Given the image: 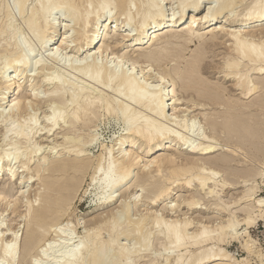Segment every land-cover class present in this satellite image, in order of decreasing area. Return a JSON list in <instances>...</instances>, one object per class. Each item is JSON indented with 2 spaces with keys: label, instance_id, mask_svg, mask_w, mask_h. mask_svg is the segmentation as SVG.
Returning <instances> with one entry per match:
<instances>
[{
  "label": "bare ground",
  "instance_id": "1",
  "mask_svg": "<svg viewBox=\"0 0 264 264\" xmlns=\"http://www.w3.org/2000/svg\"><path fill=\"white\" fill-rule=\"evenodd\" d=\"M29 1L30 0H18L20 7H18L19 12L26 20L31 33L44 43L42 44L44 45L43 48H45L46 51L50 50L48 56H51L55 60L62 61L59 55L63 52L59 54L58 51L65 50L67 53L73 41H75V43L78 41L77 43L79 44V48H77L76 52L80 53L82 50L81 52H84V54L86 53V55H81L83 58L81 61L78 60L80 61L79 64H73V62L72 64L69 63V66L71 65V71L75 75L70 76L75 78L76 74L74 72L78 74L81 73L82 76H78L77 74L80 81H77V77L75 78L77 82H74L75 80L71 81L68 78V74H71L68 73L69 71H66V73H68L66 75L68 79L65 78L66 76L61 77L64 74L63 71V73L60 74L61 76L58 77L59 79L55 78L53 74L51 75L54 79H52V77L48 78L49 76L45 77L46 75L43 76L45 78H43L44 80H42V83H48L49 86L51 85L50 93L46 94L48 95L47 99L49 101L60 100V104H62L61 106H63L64 110L69 108L67 109L69 110L68 114H64L65 111H63V109H56L54 107L55 109L53 110L52 108V117L51 114H49L50 116L45 114L51 119H48L49 122L46 123V130L43 133L41 132L43 129H36L35 126H32L33 124L25 127L26 125L24 123L25 126H18V124L17 126L11 125L6 128L4 135L5 139L9 135H15L14 137H19L22 141L24 140L23 142L26 143V146H24V150L21 151V146H16L15 143L14 148H11V151L4 154L2 157L11 164L14 159H20L21 155H24L27 161H23V166L25 169H30V162H32L31 160H34L33 158L35 157L33 154H37L39 148L43 150L41 146L39 147V144V148L35 149L37 148L35 142L34 145L36 147H33V149L30 148L32 145L31 141L35 138L34 136L39 135V132L40 136L41 134L51 136L54 134L52 131H55L57 126H67V132H65L66 139L63 137L66 141L62 149L65 150L69 156L59 157L58 159L55 158L56 160L50 161L48 164H45L48 161L46 159L47 157L42 159V162H38L39 165H37L38 167L35 169V174L30 176V178L36 176L38 177L37 180H41V186L44 187V191H42L43 188L41 187L42 190L40 191L42 192H39L37 194L38 198L35 199V202L38 201L37 204H35L33 200L31 201L32 197H27L30 200L27 201L29 204L26 209V216L28 218L25 241L26 252L36 248L55 228L54 231L59 234L58 237L63 238L61 232L57 230V227L60 226L64 218L71 214L73 200L89 168H95L91 179L92 182L99 180V183L102 185L101 202L99 200L102 204L113 201L115 197L117 198L119 195L121 196L123 193L120 194L118 191L127 184L128 180L133 178L135 170L139 169V171L136 172V183H145V185L148 183L151 184L152 187L154 186V189L152 187L150 188L153 190L151 193L154 194L152 197V201L154 202L168 196L174 187L183 186L189 191L195 189V187H201L203 190L209 189L206 193L211 194V196L216 197V200H218L217 204H215L217 206L214 207L220 210L223 209L228 213V218L224 220L221 218L222 220H219L216 224L214 221L210 223L200 222L197 231L193 233H189V226H191L193 221L189 219V217L186 218L187 216L181 217L173 213L177 207L179 208L181 203L175 202L174 204L168 205L166 207L168 211L164 209V211L160 213L158 211H151L146 214L143 213L145 215L134 223L138 229L136 232H140L141 234L145 233V236L148 234L151 235L153 230H156L160 237L158 240L162 239L165 251L166 249H171L170 251L172 254L169 256L166 255L168 261H165H170L168 264H251L249 257L257 251L254 246L255 240L250 236L249 229L255 226L260 219H264V196L261 195L257 197L258 187L254 184V186L251 184L250 187L248 169L245 163L247 162V151H251L250 147H253V151L257 152L258 155L262 153L263 150L261 148L262 146H257L258 142L255 146L254 141L256 140L252 143L251 138H253L254 135V137H258L259 139L262 135L261 130L264 125V120H261V118L264 119L262 117L263 112L260 113L261 116L258 115V111L264 109V0H252L250 3H248V0H238L247 6L242 12L235 13V17L231 14L226 15V13L230 11L228 8L233 9L234 3H236L237 0H219L221 1L219 4H222V6L217 9H215L217 5L214 8V4L212 3V5H208L206 11H203L204 13L201 14L202 16L195 13L201 8L205 0H177V2H179L178 6L180 5L182 7L181 16H177L175 8H172L173 10L166 14L163 9L164 7L162 8L163 0H37L36 4L30 10L31 14L27 16L26 12ZM2 6L4 9L7 8V15L5 16L7 17L9 15L8 13H10V11L8 12V4H4L3 2ZM186 6L192 8V14L186 13ZM64 9L70 11L69 14L71 16H69L76 22L75 24L78 25L75 29H78L76 32L77 38L75 36L76 34H73L75 39L69 34L71 22L65 19H63V22H58L57 20L58 17L56 14ZM111 10L115 12L117 10V14L124 15V23L127 25H133L134 23L135 29L132 30H136L137 32L133 34L131 30L127 29L121 33L124 26L121 28V25L118 23L113 25L115 16H113ZM234 12H236V10ZM24 19H22V21ZM227 22H229V24H234L235 27L230 26V28L228 27L229 29H227ZM216 24L219 25L215 27L216 30L218 28V31L214 36H220L222 39L226 36L230 41L227 44L228 47H226L227 51L224 50L226 51L225 56H223L224 54L221 55L223 56L222 65L217 67L221 71L216 69L219 72H224L226 78H232L233 85L230 89H227L228 87L222 89L219 85L207 83L204 80L205 78L202 79L199 76L207 69L209 66L208 62H210L206 61L205 52L199 51L200 49H197L199 51L198 53L194 51L196 54L192 56V58L186 57L190 59H186L185 56H179V53L174 59L177 60L178 58L179 60L182 59V61H179L176 66L170 65L171 68H166L164 70L157 69L159 71L156 72L155 69H152L155 63L160 65V63H164V60L167 62L170 52L172 53V50H174L173 47H170L171 45L168 46L172 49L171 51L168 47L163 46L157 49V47L155 48V41H161L170 37L174 38V36H176L174 39L180 41L177 35L181 32L186 33L190 37L197 36L196 38H200L202 34H205L204 31V33H199L201 28L210 27L212 25L216 26ZM6 26L3 23L0 24V36L6 34L8 30ZM58 26H64L65 30L61 32L62 30L60 29L58 33ZM258 30L260 33H257ZM19 31L22 30L20 29ZM111 31L115 32L114 36H117L111 41L115 43L113 45L111 42H108L113 37L109 36ZM205 35H207V33ZM185 37L184 39L187 40ZM7 38L6 40H9V37ZM10 38L13 40L14 36H10ZM180 39L182 38L180 37ZM166 40L169 41L168 39ZM194 40L195 39H193V41ZM153 41L155 45L152 48L154 44L152 43ZM187 42L189 43V41H186V43ZM218 42L213 41L208 46L213 47L219 44ZM173 43L175 44L174 41ZM186 43L183 42V44ZM10 44L11 43L7 44L8 47L3 48L2 51L6 58V66L4 65V69H0L1 100L8 103L10 111L20 113L26 111L27 108L31 107L30 105L33 107L35 103H40L42 101L43 97H41L39 92L40 89H38L39 86H37L40 84L37 80L36 83L31 82L29 85L32 90L29 95L16 94V92L18 89L22 88V84L29 75H41L45 69V64H41L42 60L37 58V50L34 49V45H32L33 48L30 49L29 52L25 53L21 49L18 41L15 40L12 44L14 46L12 47H9ZM40 44L41 43H39V45ZM176 44L179 45L178 42ZM177 45L174 47L177 48ZM225 45L226 44H224V46ZM180 46L179 48H181ZM162 48L164 50L168 48L169 50H166L168 53H165ZM133 54L136 55L134 56ZM91 56L95 58L98 56L104 58L105 56V60L108 59V61L106 62L104 60L106 63L103 64H100L101 62H96L98 60L92 62L89 61L91 60L89 59ZM69 58H71L70 55ZM110 61L111 63L114 62L113 66L109 65ZM140 62L147 63V65L144 66L140 64ZM182 62H184L183 67ZM216 65L218 66V64ZM31 66L35 69L32 68L29 70ZM32 70H34V72L31 73ZM27 71H30L31 74H27ZM85 75L86 77L88 76L89 79L84 78ZM253 75H255V77H253ZM178 82L183 84L185 93L191 94L190 90H192L197 94V96H195L198 101L193 102L192 106L187 105L181 107L179 105H184V103H177L179 100H177L178 98L175 99L176 92L174 87ZM67 85L73 88L72 90L71 87H69L73 92L71 97L69 96V100L65 98V94H67L65 88ZM236 91H240V99L242 100L237 99L235 101L232 100L233 98L231 99ZM68 92H70V90ZM251 97H253V99ZM205 106H211L216 110L218 109V116L214 114H212L214 117L206 115V123L211 130L209 129L210 131H207L208 129L205 128L207 126L204 127L201 125L202 129H197L199 130L196 135L198 136L196 139L197 141H194L193 137H191L193 139L191 140V138H188L189 136H186V131H190L191 129L192 132L195 133L197 130H195L196 126L193 129V125H191L193 123L190 124L191 126L189 125V119L186 117L187 115H185V112L191 111V109H193V111L197 109L205 110ZM3 114L4 113H2V115ZM35 114L37 115V113ZM102 116H116L121 118L126 133L123 134L124 136L121 137L119 141L120 147H118L119 150L117 155L113 152L114 145L111 147L105 144L102 145L104 152L99 155L95 165L96 161L94 162L93 159L90 158L91 156H88L87 152L89 142H93L97 139L95 135L92 134L91 129H93L92 127L96 124L97 119H100L99 117ZM35 118L36 117H34V119ZM47 118L48 117H46V122ZM195 118L197 119L196 116ZM31 119L34 120L33 118H30V120ZM246 126L250 127V129L251 127L257 126L258 129L252 130L253 132L250 130L251 133L247 131ZM78 127H83L88 130V133H79L81 130L77 132ZM218 133L220 135H218ZM247 134H249V136ZM137 138L142 140V145L149 146V149L153 150V148L166 147L172 148V151H168L159 158L158 156H154L146 159L141 165L139 161V158H141V155L138 153L139 151H133L127 148V144L132 141L134 142ZM220 138L224 139V142ZM261 139L262 138H260V140ZM262 140H264V138ZM137 142L139 141L137 140ZM61 144L62 143H60V145ZM42 146L44 147V145ZM22 152H24V154ZM236 159L239 160H237L239 165L237 166L238 168L235 167L236 169H234L233 163ZM14 166L9 165V179H15L16 177V167ZM2 172L4 175L3 166H0V173ZM258 174H261V177L264 178V169ZM157 182L159 183L156 184ZM145 185L142 184L140 186L143 189ZM238 186L247 188L242 191L243 194H240V197L235 196L231 201H225L222 197V193L220 194V190L235 189ZM125 190H127V188ZM189 191L188 195H185L181 202H186L189 207L196 206L200 201L196 198L195 193H192L193 191H191L190 194ZM22 193L25 194L26 190L22 191ZM123 201L124 203L122 200L120 201L121 203L118 207H122V210L124 209L123 205L126 200ZM241 204L245 205L241 208V213H243L244 216L239 219L240 215L238 216L237 210L235 211L233 208ZM237 209L240 208L237 207ZM13 210L15 211V209ZM117 212H119V210ZM117 212L115 209L109 212L110 214H107L106 217L92 219L91 225L93 224L92 230L94 234H86L89 241L82 238L81 241L71 249L69 248L70 246L67 245L69 246L67 247L69 248V254L67 256L65 255L62 259L59 258L61 262H58V264H99L100 251H102L105 246L114 247L116 244V236H118L116 234L120 226L119 220L123 217L117 214ZM238 212H240V210ZM126 219L128 220V218ZM131 223L132 221L130 222V220H128V224L126 225L131 226ZM68 225L69 223L66 224V226ZM243 226L245 227L242 229ZM241 229L243 232H241ZM66 230L67 229H64L62 232ZM104 230L109 233L108 239H104ZM140 233L137 235L139 236V240L141 236ZM244 233L247 234V238L244 236L245 239L241 240ZM129 235L130 231L129 234L127 233V238ZM70 238L65 239L68 241ZM65 239L63 241H65ZM146 240L149 241L148 239ZM232 240H238L242 243L243 247L248 252L246 257L239 260L235 257L234 253L225 247V244ZM18 243V237L13 236L11 243L0 246L1 255L6 257L11 263L15 261L16 252L19 247ZM49 243H52V241ZM54 243L59 245L61 243L60 239L57 241L55 240ZM144 243L146 244V242ZM52 244H50V247L48 244L49 250L54 247ZM66 244L67 242H64V245ZM117 244L120 246L116 247L117 250L114 249L116 250L114 253L116 252V258L120 261L126 260L125 264H136L144 257L148 258L144 260V262L148 261L147 264H162L156 259L157 257L149 259L151 256L147 253H141L137 247L138 253L135 255V252H133L134 249H132L133 247L130 248V245H121L118 242ZM168 244H170V246L172 245V248L167 246ZM142 245L145 247L144 244ZM149 245H151V242ZM146 246H148V242ZM194 246L197 247L195 251L191 250V247ZM48 248L46 247V251ZM145 249L148 250L146 247ZM145 249H143V251ZM258 256L262 260V255L260 253H258ZM59 259L56 260L60 261ZM115 263H117V260ZM121 263L123 264L124 261Z\"/></svg>",
  "mask_w": 264,
  "mask_h": 264
},
{
  "label": "rangeland",
  "instance_id": "2",
  "mask_svg": "<svg viewBox=\"0 0 264 264\" xmlns=\"http://www.w3.org/2000/svg\"><path fill=\"white\" fill-rule=\"evenodd\" d=\"M251 1L252 0H248V3H250ZM3 2H4V4H8V9H9L8 12L10 11V13H8L9 15L7 16L8 19H7V17H5L7 15V11H6L7 8L6 9L3 8V6H2ZM36 2H37V0H30L28 2V5H27L28 6V9H27V12H26V15L27 16L29 14H31L30 10L33 8V6L36 4ZM220 2L221 1H219V0L218 1H216V0H205L203 2V4H202L201 8L195 14L201 15L202 13H204L203 11H206L207 10L208 5L209 6H210V4L212 5V3L214 4V6H213L214 8L217 5L216 8H215V9H217L220 6H222V4L221 5L219 4ZM238 2L239 1L237 0V2L234 3V7L232 6L233 9L232 8L231 9L228 8L230 11H228L226 13V15H230L231 14L233 17H235V15L237 14V12H240V11L242 12L243 9L246 8V6H247L246 4L244 5V3H242L241 1L239 3ZM17 3H18V6H17ZM178 4H179V2H177V0H175V1L174 0H172V1L171 0H163L162 8L164 7L163 9L165 10V13L166 14L170 13L175 8V11H176L177 16H181L182 15V7L180 5L178 6ZM1 6H2V8H1ZM18 7H19L18 0H0V13H2V14H0V18H1L0 24L3 23V24H5V26L8 25L6 27H8V30H9V31L7 30V32H6L5 35L3 34V35L0 36V50L2 52L3 51V48L8 47L7 44H9V43H11L10 44L11 46L9 45V47L14 46L12 44L14 43L15 40L19 42L21 49L25 53L26 52H29L30 49L33 48L32 45H34V49L37 50V56L38 57L37 56L36 57L38 59L42 60L41 64L42 63L45 64V69H44L45 72L43 71L41 73V75L40 74H37V76L36 75H29L27 77L26 81L22 84V88L21 89H18L17 92H16V94L17 93H20V94H24V95H29L32 92L31 86H29L31 84V82L36 83V80H37V82L40 84V85H37V86H39L38 89H40V91L39 90H37V91H39L41 97H43L42 98V101L40 103H35V106L33 105V107H32V105H30L31 107L27 108V110L24 111L25 113L24 112H20L19 113V112L10 111L9 110L8 103H6V101H4V100L3 101L1 100L2 93H1V90H0V113H1V116H0V166H3V171H4V175H3V172L0 173V224H1L0 225V246L6 245V243L7 244L11 243L13 236L14 237H18V240H19V243H18L19 244L18 245L19 247H18L17 252H16V256H15L14 263H11L6 257L2 256L1 253H0V257H1L0 258V264H52V263L53 264H58V262L59 263L61 262L60 259H62L63 257H65V255L67 256L69 254V248L70 249L71 248H74L75 245H77L81 241L82 238H85L86 240L89 241V238H87L86 234H88V233L91 234V235L94 234L93 233V230H92L93 224L91 225L92 219H95V218H98V217H106L107 214H110L109 212H111L112 210H115V209H116V212L119 210V212H117V214H119L120 216L121 215L123 216V217H121L122 219L119 220V222L121 224L119 223V225H120L119 226V229H118L119 232L117 231V234H116V235H118V236H116L117 241H116V244H115L114 247L109 246L111 249L109 247L105 246L106 247V250H105V247H104V249L102 251H100V259H99L100 261H99V264H102V263L103 264L104 263L105 264H119V263L122 264L121 263L122 261H124L123 264H125V261L126 260L120 261L119 259L116 258V252L114 253V251L117 250L116 247L120 246V245L117 244V242L120 243L121 245L122 244L123 245H126L127 244L126 246L130 245L131 246V247L129 246L130 248L133 247L132 249H134V251L133 250L132 251L135 252V255L138 253V251H137V248H138L139 251H141V253H143V254H145V253L149 254V256H151V257L148 256L149 259L156 258L157 257L156 259L159 261V263L161 262L162 264L163 263L164 264L165 263L168 264L170 261L169 262H166V261H168V259H166V258H167V256L171 255L172 252L170 251L171 249H166V251H165L164 245L162 244V239L158 240L160 237H159V234L157 233V231L156 230H153V233H151V235L148 234L150 236H148V235H145L144 236L145 233H142L143 234V238H142V234L140 232H136V231H138V229L136 228V224H134V223H136L137 220H140L146 213H150L151 211H158L160 213V212L164 211V209H165V211H168V209L166 210V207L168 205H171L172 203L174 204L175 202L181 203L179 205V208L177 207L176 210L173 211V213H175L176 215H180L181 217H186L187 216L186 218L189 217V219H191L193 221V223L191 224V226H189V231H190L189 233H191V232L193 233V232L197 231L198 226H199L200 222H202V221H203V223H210L211 221H214V223L216 224L217 222H219V220L221 221L222 219L224 220V219L228 218V213L226 211H224L223 209L220 210L217 207H214V206H217L215 204H217V202H218V200H216V197L211 196V194H209V193H206L209 189L208 190H203V189H201V187H195V189L190 190V191L187 190L186 188H184L183 186L174 187V189L171 191V193L168 196H166L165 198H163L161 200H157L155 202L152 201V197L154 196V194L151 193L153 190L150 189L152 187V185L151 184H148V183H146V185H145V183H141V184L136 183V179H137L136 178V176H137V173L136 172L139 171V169H136L135 170V173L133 174V178H131L130 180H128L127 184L125 186H123V188L121 190L118 191V193H120V194L123 193L121 196L119 195V196H117V198L115 197V199L113 201L108 202L106 204L105 203L102 204V203H100L101 202L100 197L102 195L101 194V192H102V189H101L102 188V185H101V183H99V180L98 181L96 180L95 182H92L91 179H92V176H93L94 171H95V168L92 167V168H89L88 172L85 174V177L81 181V184H80L78 193H77L76 197L73 200V203H72L73 205L71 206V214L68 217L64 218L63 221L61 222L60 226L57 227V230L59 232H61V235L63 236V238H64V236H65V238H70V237L71 238L68 239V241H67V239L64 238L65 241H63L64 239L63 238H59L58 237L59 234H57L54 231L56 229L55 228L54 230H52V232L47 236V238L44 241H42L40 244H38V246L36 248H34L32 251L30 250V251H27L26 252V250H25V241H26L27 220H28V218L26 216V213H27L26 212L27 211L26 209L28 208L27 205L29 204V202H27V201H29L30 200L29 198L32 197L31 198V201L33 200V202L35 204H37L38 201L35 202L36 201L35 199L38 198V195L37 194L39 192L44 191V187L41 186V180H39V179L37 180L38 177H36V176L33 177V178H30V176H32V175L35 174V172H36L35 169L38 167L37 165H39L38 162H40V161L42 162V159H45L47 157L46 159L48 161L46 160L47 162L45 164H48L50 161L52 162L53 160H56L59 157L69 156V154H67L65 152V150L62 149L63 146H64V143L66 141L65 140L66 139V136H65L66 133L65 132H67V129H66L67 126L66 125L65 126H62V125L61 126H57V128H55V131H52V132H54V134L51 135V136H46L45 134H41V136H40V132L38 133L39 135H36L37 137L34 136L35 138L32 139V141H31V144L32 145L30 144L31 145L30 148L33 149V147H36L37 146V148H35V149H38L41 146L43 148V150L42 149L40 150V148H39L38 149L39 152H37V154H33V155H35V157L33 158L34 160H31L32 162H30V166H29V167H31L30 169H28V168L25 169V167L23 166V163L27 161L26 160V157L24 155L23 156L21 155L20 159H16V160L14 159L11 164H10V162L5 161V159L2 157V156H4V154L10 152L11 151V148L13 149L15 145L16 146H19L20 145L21 146V149H20L21 151H23L24 150L23 147L26 146V143L23 142L24 140L22 141V140L19 139V137H14L15 135H11V136L9 135L5 139V136L4 135H5V132H6V128H7V126H11V125L17 126L18 124H19L18 126H22V125H24V123L26 125V126L24 125L25 127L29 126L30 124H33L32 126H35L36 129L37 128L43 129L41 131L43 133L46 130L45 129V127L47 125L46 123L49 122L48 119H51L49 117L50 116L49 114H51L52 111L55 108L56 109H63V106H61L62 104H60L61 103L60 100L49 101L47 99V96L48 95H46V94H49L50 93V90H51L50 87H51V85L49 86L48 83H45V84L42 83V80H44L43 78L48 77V76H49L48 78H50V77H52L51 74H53V76L55 78L59 79L58 77L61 76L60 74L64 72L63 76H61V77H65L68 73H71V74H68L69 77L66 76L65 78L68 77L71 81H74L75 78L77 77V74L78 73L74 72L76 74V77L75 78L73 76H70V75H74V74L71 71V65L69 66V63L72 64V62H73V64H79L80 61H81V59L83 58L82 56L83 55L85 56L86 53L85 54H84V52L82 53L81 52L82 50L80 51V53H77L76 51H77V48H79V44L77 43L78 41L76 43H75V41H73L72 44H71V46L69 47L67 53L65 52V50L58 51L59 54L61 52H63V53H61L59 55V57H60V59H62V61L61 60H55L51 56H48L50 50L46 51V49L43 48L44 45H42L44 43H42L38 38H36L31 33L30 28L28 27V25H27L26 20L24 19V17L20 14ZM186 7H187L186 8V13L187 14L188 13L189 14H192L191 13L192 8L190 6H186ZM114 10H111V13L113 14V16H115L114 17V19H115L114 21L115 22H113V25H115V24L118 23L119 25H121V28H122V26H124L122 28V30H121V33L124 30H127L128 29V30H131L133 34H135L137 31L136 30H132V29H135L134 23H133V25L132 24H128L127 25L126 23H124V15L123 16L122 15H119V14H117V10H116V12ZM231 10L232 11L233 10L234 11L236 10V12H234V11L232 12ZM134 11H135V9H134ZM69 13H70L69 10H66V9L62 10L61 12H59V13L56 14V16L58 17L57 20H58V22H60V21L63 22V19L69 20L71 22V26H70L71 28H69V34H71L72 36H73V34L74 35L76 34L75 36L77 38V33L76 32H77L78 29L77 30H75V29L78 27V25L75 24L76 22H74L73 19H71V17H70L71 15ZM10 14H12V15H10ZM22 19H24V20L22 21ZM9 22H10V24H9ZM233 23L237 24L236 22H233ZM20 25H21V28H20ZM218 25L219 24H216V26L215 25L214 26L212 25L210 27L201 28V30L202 29L203 30L202 31L200 30L199 33L201 34L204 31L205 34L207 33V35L202 34V36L200 38H196L197 36L196 37L195 36L190 37L186 33H182L181 32V33L178 34L180 36L177 35V38L181 42L178 41L177 39H174L176 36H174V38H172V37L166 38L169 41H167L166 39H163L164 41L161 40L162 42L161 41H155L156 42V45H155V42L153 41L152 43H154V44L152 45V48L154 47V45H155V48L157 47V49L160 48V47H162V46L163 47H168L169 45H171L170 47L171 48L173 47L174 50H172L170 47H168V48L170 49V51L172 50V53L170 51L169 52H170L171 56H174V57H171L170 54H169L168 60L166 59L167 62H165V60H164L163 61L164 63H160L161 66L160 65H157L155 63L156 65L154 64L153 65L154 68H152V69L153 70L155 69V72H156V71H159V70H164L166 68H171V66H173V65L176 66L179 63V61H182V59H180V60L178 58H177V60L174 59L175 57L178 56L179 53H180L179 56H185V58L188 56V57L192 58V56H194L196 54L194 51H197V53L199 51H203V52H205V55H206V58H207L206 61L207 62L210 61V62H208L209 63V66L207 67L206 70H204L205 72L203 71L201 73L202 75L200 74L199 76L202 79L205 78L204 80L207 83H211L213 85H219L222 89L227 88V87H228L227 89H230L232 87V85H233L232 78L231 79L229 77L226 78L224 76L225 75L224 72H219L221 70H219L217 68V67H219V65L220 66L222 65L223 56H225V53L227 51L226 47H228L227 44L230 42L228 40V38H226V36L223 39L220 38V36L219 37L214 36L215 33H217V31H218V28L216 30L215 27H218ZM227 25H228L227 26V29H229L230 26L231 27H233V26L235 27L234 24H229V22H227ZM20 29L22 31H19ZM60 29L62 30L61 32H63L65 30L64 26H61V27L58 26V33L60 32ZM70 29H71V31H70ZM209 29L212 32H210ZM257 33H260L259 30L257 31ZM114 34H115V32H112V31H111V33H109V36H111V37L113 36V37L108 42L113 41V39H115L117 37V36H114ZM9 35L10 36H14V39L11 40L12 38H10ZM75 36H73V39H75L74 38ZM187 36L190 37V38H188ZM7 37H9V40L10 41L9 40H6ZM58 37H60V36H58ZM180 37L183 40L180 39ZM184 37L187 38V40H185ZM191 38H192V41H191ZM193 39H195V40L193 41ZM204 39H206V40H204ZM172 40L175 42V44L177 42L179 43V45L176 44L177 45V48L174 47L176 45L173 43ZM201 40H203V41H201ZM220 40L221 41L223 40L222 42L224 44H226V45L224 46V44ZM186 41H189V43L188 42L186 43ZM204 41H205V43H204ZM213 41H217V42L219 41L218 42L219 44H217V45H215L213 47H209L208 45L211 44ZM183 42L186 43V44H183ZM39 43H41V44L39 45ZM158 43H159V45H158ZM161 43H162V45H161ZM111 44L113 45L115 43L114 42H111ZM179 46L181 48H179ZM168 48H165V50L163 48L162 49L165 51V53L166 52L168 53V51H166V50H169ZM197 49L198 50L200 49V50L198 51ZM224 50H226V51H224ZM1 52H0V67H2V68H0V69H4L3 66L4 65L6 66V63H5L6 62V58L3 55L4 53L3 52L1 53ZM183 52H185L186 54L183 53ZM136 54H133V55L135 56ZM69 55H70L71 58H69ZM221 55H223V56H221ZM79 57H80V59H79ZM93 57L91 56V58H89L91 60H89V61L94 62V61L98 60L96 62H99V63L101 62L100 64L106 63L108 61V59L105 60L106 59L105 56H104V58L101 57V56H98V57H96L97 59L95 57L94 58ZM101 58H103V59H101ZM190 58H186V59H190ZM78 60H80V61H78ZM139 60H141V59H139ZM62 62H63V64H62ZM175 62H177V63H175ZM112 63L110 61L109 62V65L113 66L114 65V62H112ZM172 63H174V64H172ZM140 64H142L144 66L147 65V63H141V62H140ZM216 64H218V66ZM183 66H184V62H182V67ZM32 68H33L32 66L29 67V70H31ZM33 69H35V68H33ZM157 69H159V70H157ZM216 69H218L219 71L216 70ZM137 70L139 71L138 68H137ZM66 71H69V72L66 73ZM32 72H34V70H32L31 73ZM29 73H30V71H27V74H29ZM56 74H57V77H56ZM173 74H174V72H173ZM43 76H45V77H43ZM78 76H82L81 73H79ZM32 77H33V79H32ZM54 77H52V79H54ZM253 77H255V75H253ZM79 78H82V77H79ZM84 78L89 79L88 76L86 77V75H85ZM77 81H80V79H78V77H77ZM77 81L75 80L74 82H77ZM88 82H90V81H88ZM180 82H178L177 85H175V87H174L175 88V92H176L175 99L178 98L177 100H179V102H177V103H184V105H181V104L179 105L181 107L182 106L184 107V106H187V105L192 106V103L193 102L198 101V99L196 97L197 94H195L192 90H190V93L191 94L185 93L184 86H183V84H181L182 82L181 83ZM80 85H81V83H80ZM69 87H71V89L73 90L72 86H70V85H67V87H66L67 89L65 88V91L67 93V94H65V98L67 100H69V98L71 97V94L73 93L72 90ZM171 88H172V86H171ZM69 90H70V92H68ZM239 93H240V91H238V92L236 91L235 95L234 96L232 95L231 99L233 98L232 100H235V101L237 99H240V96L241 95ZM192 94L194 96L195 95L196 96L194 97ZM251 98L253 99V97H251ZM252 99H249V100H252ZM240 100H242V99H240ZM205 107H206L205 110L204 109H202V110L201 109H197V110H194L193 111V109H191V111L185 112V115H187L186 117L189 119L188 120L189 125L191 123H193L191 125H193V129L196 126L195 127L196 129L195 130H197V129L200 130V129H202L201 128L202 126H204V127L207 126L205 128L208 129L207 131H210L211 128L206 123L207 122L206 121V115L207 116H211V117H214V115L215 116H218V114H217V110L218 109L216 110L215 108H213L211 106H208V107L205 106ZM52 108H53V110H52ZM67 109H69V108H66V110L63 109V111H65L64 114H68L69 110H67ZM262 112L264 113V109L259 110L258 111V113H259L258 115L261 116L260 113H262ZM2 113H4V114L2 115ZM27 113H29V114H27ZM35 113H37V115ZM263 113H262V115H263L262 117L264 118V114ZM45 114H48L49 116L48 115H45ZM212 114H214V115H212ZM195 116L197 117V119L195 118ZM34 117H36V118L34 119ZM46 117H48L47 118V122H46ZM51 117H52V114H51ZM30 118H33L34 120H32V119L30 120ZM99 118L100 119H97L96 124L95 125L93 124L94 125V127H92L93 129H91L92 130V134H94L97 139L95 141H93V142H89L88 152H87L88 153V156L89 157L91 156L90 158L93 159L94 162L96 161L95 162V165L97 163V158L99 157V155L102 152H104V149L102 148V145L105 144L108 147H111V146L114 145L113 146L114 147V151L113 152H115V154L117 155L118 154V150H119L118 147H120L119 141H120L121 137L124 136L123 134L126 133V131L124 129V123H123V121H122L121 118H118L116 116H111V117L110 116H102V117H99ZM194 119H196V120H194ZM261 120H264V119L261 118ZM20 121L23 124H21ZM35 121H37V122H35ZM33 122L35 123V125H34ZM197 127H199V128H197ZM246 128H247V131H250V130L252 131V130L258 129L257 126L256 127H253V128L251 127V129H250V127H247L246 126ZM77 130H78L77 132H79L81 130L79 133H84V134L88 133V130L84 129L83 127H78ZM199 130H197V131H195V133H193L192 130L190 129L191 133H190V131H186L187 133H185V134H186L187 137L189 136L188 138L193 137V139L195 141L197 139V137H198L196 135H197V132ZM261 131H262V133H261L262 135H261L260 138L263 139L264 137H262V136H264L263 135L264 134V132H263L264 131V125H263V128H262ZM208 134H209V132H208ZM249 134H247V135L249 136ZM218 135H220V134L218 133ZM222 138H224V137H222ZM222 138H220V139H222ZM260 138L258 139V137H254V135H253V138H251V140H252V143H254V142L256 143V144L254 143L255 146L257 145V142H258V145L257 146H259V147L262 146L261 147L263 149L262 150V153H259V155H258L257 152L253 151L254 148L253 147H250L251 151H249V150L247 151V157H246L247 162L245 163L246 164V168L248 169V174H249V176H248L249 178L248 179H250L249 180L250 187H251V184L252 185L254 184L256 187H258L257 197H260L261 195L264 196V182H263L264 178L261 177V174H258V173H261L262 170L264 169V162H263L264 161V140H262V139L260 140ZM193 139L191 138V140H193ZM224 139H222L223 142H224ZM63 140H64V142H63ZM137 140L139 142H137ZM254 140H256V141H254ZM134 142H135V144H134ZM134 142L133 141L132 142H129L127 144L128 145L127 148H129V149H131L133 151H139L138 153L141 155L140 156L141 158H139V161H140L141 165L146 161V159L152 158L154 156L155 157L158 156V158H159V157H161L162 155H164L165 153H167L168 151H170L172 149V148L160 147V148H153V150H152V149H149L150 148L149 146L142 145L143 144L142 140H140L138 138ZM60 143H62V144L60 145ZM38 144H39V147H38ZM42 145H44V147ZM140 145H142L144 148L142 146H140ZM138 147L139 148L141 147L140 149H142V150H140ZM153 147H155V146H153ZM132 148H134L135 150L132 149ZM151 151H152V153H151ZM251 152H252V154H251ZM22 153L24 154V152H22ZM237 160L238 159H236L235 162L233 160V162H234L233 163L234 169L238 168L237 166L239 165L238 164L239 162H237ZM242 161H243V159H242ZM251 161H253V162H251ZM9 165H11V166H14L15 165L14 167H16V169H15L16 170V177H15V179H9V176H8V168H9ZM45 167H46V165H45ZM254 170H256V171H254ZM158 183L159 182H157L156 184H158ZM142 184L145 185L143 189L140 186ZM41 187L43 188V190H42ZM126 188H127V190H125ZM245 188H247V187H243V186H240L239 187L238 186L235 189L220 190V194L222 193L223 199L225 201H228L229 202L233 198H235V196L236 197H240L243 194L242 191L245 190ZM25 190H26V193L23 194L22 191H25ZM40 190H42V191H40ZM188 191H189V194L191 193V191H193L192 192L193 194L195 193L196 198H198V200L200 201L199 204H197L196 206L194 205L193 207H189L186 204V202H181L183 200V198L185 197V195L186 196L188 195ZM134 195H135V197H134ZM138 195H139V197H138ZM27 197H29V198H27ZM136 197H138V198H136ZM136 199H138V200H136ZM99 200H100V202H99ZM121 200H122L123 203H124L123 200H126L125 204L123 205V207H124L123 210H122V207H120L121 210H120V208H118L119 207V204L121 203L120 202ZM8 201H9V203H8ZM18 201H19V203H18ZM243 205L244 204H241V205H239L240 207L239 206H236V207L233 208V210H235V211L237 210V213L238 214L236 212L235 213L238 216L240 215L239 216V219L243 218V216H244L243 213H241L242 212L241 208L244 207L246 205V203H245L244 206ZM237 207L240 208V209H237ZM13 209H15V211ZM177 209L180 210V211H178ZM239 210H240V212H238ZM143 213H145V214H143ZM126 218H128V220H130V222L132 221V223H131L132 225L131 226H127L126 225V224H128V220ZM67 223H69L68 226H66ZM116 225H118V224H116ZM244 227L245 226H243L242 229ZM64 229H67L66 231H64L65 233L62 232ZM122 231H123V233H122ZM129 231H130V235L127 238V233L129 234ZM103 232H104L103 233L104 239H108L109 238L108 231L104 230ZM241 232H243V230ZM125 233H126V235H125ZM139 233L141 235L140 236V240L141 241L139 240V236H137V235H139ZM68 234H69V236H68ZM155 234H156V236H155ZM249 234L252 237V239L255 240V245L254 246H255V249L257 251L255 254H253V255H251L249 257L250 262H251V264H264V219H260L255 226L251 227L249 229ZM246 235L247 234L244 233V235L241 237V240L247 238ZM125 236H126V238H125ZM130 236H131V238H130ZM134 236H135V238H134ZM147 236H148V238H147ZM244 236H245V238H244ZM144 238H146L148 240L151 238L150 239L151 241L150 240L147 241ZM58 239H60V242L61 243L59 245H56L54 243V241L55 240L57 241ZM144 240H146V241H144ZM48 241L49 242L52 241V243H54V244L49 243ZM62 241H63V243H62ZM64 242L65 243L67 242V244L64 245ZM144 242H146V244ZM147 242H148V246H146L147 245ZM150 242H151V245H149ZM68 243H70V244H68ZM136 243H138V244H136ZM159 243L161 244V246H160ZM48 244H49V247H50V244L54 245V247L49 250ZM142 244H144L145 247L148 248V250L145 249V247ZM67 245H69L70 247L67 246ZM167 246H169V247L172 248V245L170 246V244H168ZM46 247L48 248L47 251H46ZM67 247H69V248H67ZM225 247L229 251H231L232 253H234L235 254V257L237 259H239V260H241L243 257H246L248 255L247 250L243 247L242 243L240 241H238V240H232L231 242L225 244ZM141 248H142V250H141ZM114 249H116V250H114ZM143 249H145V250L143 251ZM149 249H150V251H149ZM196 249H197V247H195V246L194 247H191V250H193V251H195ZM258 253H260L262 255V260L258 256ZM35 259H37V260H35ZM56 259H59L60 261H57ZM147 259H148L147 257L146 258L145 257L144 258H141L140 261L137 262L136 264H147L148 261L144 262V260H147ZM116 260H117V263H115ZM208 264H213V263H208Z\"/></svg>",
  "mask_w": 264,
  "mask_h": 264
}]
</instances>
